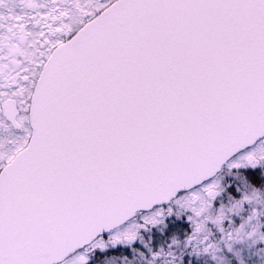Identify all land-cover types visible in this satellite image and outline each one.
Instances as JSON below:
<instances>
[{
  "label": "snow or ice",
  "instance_id": "obj_1",
  "mask_svg": "<svg viewBox=\"0 0 264 264\" xmlns=\"http://www.w3.org/2000/svg\"><path fill=\"white\" fill-rule=\"evenodd\" d=\"M0 264H264V0H0Z\"/></svg>",
  "mask_w": 264,
  "mask_h": 264
}]
</instances>
